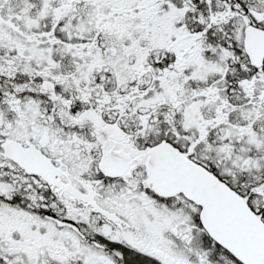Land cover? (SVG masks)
Here are the masks:
<instances>
[{"label":"snow or ice","instance_id":"obj_1","mask_svg":"<svg viewBox=\"0 0 264 264\" xmlns=\"http://www.w3.org/2000/svg\"><path fill=\"white\" fill-rule=\"evenodd\" d=\"M0 264H264V0H0Z\"/></svg>","mask_w":264,"mask_h":264}]
</instances>
